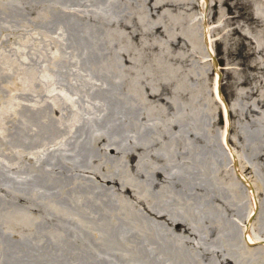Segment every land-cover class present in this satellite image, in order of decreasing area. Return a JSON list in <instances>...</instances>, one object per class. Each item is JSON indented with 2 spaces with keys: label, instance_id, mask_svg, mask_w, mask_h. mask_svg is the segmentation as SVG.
Returning <instances> with one entry per match:
<instances>
[{
  "label": "bare ground",
  "instance_id": "6f19581e",
  "mask_svg": "<svg viewBox=\"0 0 264 264\" xmlns=\"http://www.w3.org/2000/svg\"><path fill=\"white\" fill-rule=\"evenodd\" d=\"M182 1L172 0L176 5L173 19L185 8ZM163 2L156 0L157 4ZM199 3L202 7L207 5L210 37L215 47L221 30L226 47L234 39L238 43L248 41L255 53L264 57V34L259 38L257 33L259 43L255 44L252 35L247 34L249 31L240 23L233 25L228 15L231 12L237 14L234 17L249 15L251 28L258 32L264 28V0H199ZM16 5L15 0H0V18L3 14L7 16ZM169 10L166 6L163 12ZM213 14L216 20H212ZM30 23L21 27L14 40L12 28L5 21L0 22V41L12 39L5 46L0 44V70L5 71V57L16 56L17 52L21 67L29 66L30 72L27 80L17 77L3 84L8 90L0 119L3 129L8 126L11 143L4 146L0 158V264H264V248L258 240V237L264 238V119L261 138L254 137L253 146L247 141L252 150L244 149L251 153L247 157L253 164L233 158L235 173L239 177L243 176L242 172L248 173L254 184V195L259 197L256 207L250 202L252 209L256 208L251 211V219L246 216L245 190L232 174L226 155L207 139V135L216 131L191 129L177 111L168 115L167 131L140 146L143 154H137L132 173L129 168L127 172L121 171L118 165L103 169L101 164L108 155L87 153L86 133L95 131L85 128L84 123L89 119L82 116L80 107L88 110L85 112L88 115L96 114L91 104L85 105V98L80 96L62 93L51 77L40 80L35 58L26 63V55L37 40L36 30ZM172 36L165 37L167 48L173 49V59L179 63L166 70L175 76L190 74L193 72L190 56L185 55L187 51L179 38L171 41ZM181 38L186 44L188 39ZM188 38L194 43L190 35ZM182 62L188 64L187 68ZM216 79V101L226 111L220 81ZM157 97V94L145 93L141 100L154 109L158 107L153 102ZM48 118L53 120L52 126L58 133L61 132L51 141L46 140L41 129ZM82 118L84 123L77 125ZM7 137L8 133L0 131V141L7 143ZM246 139L239 137V142L246 143ZM74 140L83 143L81 152L66 150L65 145ZM227 141L238 145L233 140ZM192 153L198 154L197 160L207 166L204 176L193 169L188 173L186 169H176V164L188 165ZM128 155V152L123 155L124 161ZM91 165H95L93 169ZM243 181L250 190V181L246 177ZM143 183L154 195L150 199L153 204L165 203L162 197L171 200L174 195L182 194L187 197L186 204L194 199L192 208L187 209L189 218L177 215V211L168 213L149 206L143 195L148 192L135 189ZM166 188L168 193L171 189L173 192L159 197ZM111 194L115 195V201L111 200ZM129 213H134L136 226L123 227L116 222L118 214ZM126 245L132 247L125 248Z\"/></svg>",
  "mask_w": 264,
  "mask_h": 264
},
{
  "label": "rangeland",
  "instance_id": "374dc122",
  "mask_svg": "<svg viewBox=\"0 0 264 264\" xmlns=\"http://www.w3.org/2000/svg\"><path fill=\"white\" fill-rule=\"evenodd\" d=\"M15 1L18 6L7 16L3 14L0 22L5 21L12 28L14 40L22 31L21 27L25 28L32 22L30 24L36 30L37 40L34 48L26 55V63L28 64L30 58H35L36 74L40 80L51 77L58 83L62 93L70 97L71 94L77 98L80 96L85 98V105L91 104L92 111L96 114L90 116L85 113L88 110L80 107L82 116L89 121L84 123L82 118L77 125L84 123L86 129H94V133H86V145L89 149L87 153L98 156L107 154V160L101 164L103 169H113L118 165L121 171L127 172L129 168L132 173L131 167L137 161V154H143L140 146H144L148 139L158 137V133L167 131L166 119L168 115H172L173 110L177 111L185 117L191 129L199 132L208 129L216 131L215 134L207 135V139L226 155L232 174H235L245 190L248 199L246 216L251 219V211L256 208L252 209L250 202L256 207L259 197L254 195V184L250 175L242 172L243 176H237L233 164V158H242L246 163L253 164L248 158L251 153L244 149L248 147V150H252L249 146L255 143L253 138H261L260 131L263 130L264 57L255 53L250 42L238 43L234 39L226 47V42L222 41L224 33L219 30L218 48L215 47L210 37L211 20L207 5L200 6L199 0H183L185 8L174 19L171 16L176 12V5L171 3L172 0H160L164 1L162 4H157L156 0ZM166 6L171 9L168 13L163 12ZM228 15L232 17L233 25L242 24L249 31L247 34L252 35L254 43H259L257 36L260 38L264 34L263 27L258 32L252 29L249 15L234 17L237 14L233 12ZM155 17L160 19L156 20ZM216 17L212 20H216ZM171 20L174 22L170 23ZM168 34L173 35L172 42L179 38L183 43L182 48L187 51L183 52L190 56L189 65L193 71L190 74L181 73L175 76L167 72L166 69L179 63L173 59V49L167 48L165 37ZM189 35L195 45L188 38ZM180 36L188 39L186 44ZM10 41L12 43V39L8 38L0 41V44L5 46ZM28 45L30 47L31 42ZM20 58L16 52V56L8 55L3 60L5 71L0 70V111L6 107L8 90L3 84L14 81L17 77L24 80L29 78V66L22 68ZM182 64L187 68V63ZM216 77L220 81L219 90L225 102L231 106L226 110L227 113L216 101ZM145 93L157 94L158 97L153 102L158 103L159 108L151 109L148 104L142 103ZM1 122L0 119V131L8 133V137L7 143L0 141V158L4 146L11 143L8 126L3 129ZM182 122L184 123L183 120ZM53 123L49 119L41 127L47 141L61 134L52 126ZM239 137L247 138L246 143L239 142ZM229 139L236 142L237 147L229 143ZM247 141L250 142L249 146ZM193 143L197 144L194 141ZM195 144L194 148L198 149ZM82 146L81 141L74 140L73 143L68 142L65 148L74 153L81 152ZM126 152L129 155L125 162L123 155ZM192 155L188 165L176 164V169H186L187 173L193 169L200 176H204L208 171L207 166L197 160L198 154ZM94 166L91 165V168ZM245 177L250 181V190L246 181H243ZM135 189L138 192L141 189L144 193L148 192L143 195L146 196L149 206L153 205L157 210L164 209L168 213L177 211V215L189 218L187 209L192 208L194 199H189L186 204L187 197L182 194L174 195L171 200L162 197L160 199L165 203L153 204L150 199L154 195L150 194L145 183ZM167 189L162 190L158 196L173 192L171 189L168 193ZM109 196L115 201V195ZM115 220L123 227L136 223L134 213L125 216L118 214ZM163 227L164 224L160 228ZM242 233L243 230L241 235ZM263 242L262 237V248ZM131 247L132 245L125 246L129 249Z\"/></svg>",
  "mask_w": 264,
  "mask_h": 264
}]
</instances>
